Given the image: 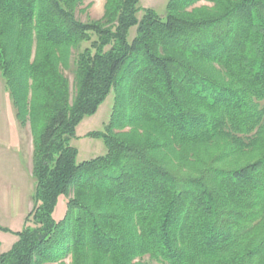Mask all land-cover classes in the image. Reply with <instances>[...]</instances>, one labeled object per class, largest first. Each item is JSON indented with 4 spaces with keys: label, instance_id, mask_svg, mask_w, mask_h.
Returning <instances> with one entry per match:
<instances>
[{
    "label": "trees",
    "instance_id": "1",
    "mask_svg": "<svg viewBox=\"0 0 264 264\" xmlns=\"http://www.w3.org/2000/svg\"><path fill=\"white\" fill-rule=\"evenodd\" d=\"M85 1L0 0V74L35 182L0 264H264V0H169L164 19L105 0L82 23ZM112 90L87 134L106 153L77 163L76 129Z\"/></svg>",
    "mask_w": 264,
    "mask_h": 264
},
{
    "label": "rangeland",
    "instance_id": "2",
    "mask_svg": "<svg viewBox=\"0 0 264 264\" xmlns=\"http://www.w3.org/2000/svg\"><path fill=\"white\" fill-rule=\"evenodd\" d=\"M169 0H141L139 8L152 9L162 19L167 15ZM105 0H86L76 9L75 18L82 23L99 21L104 13ZM207 2H198L187 10L209 8ZM141 14L138 15L140 18ZM129 40L134 36V29L130 31ZM83 43L80 51L89 47ZM80 51H74L72 62ZM73 69V67H72ZM69 81L70 103L75 88L73 72L63 71ZM115 91L112 90L104 103L93 116L85 117L76 129V138L71 145L77 149V163L90 160L106 153L103 142L99 139L87 137V134L104 131L113 114L115 105ZM32 136L28 125L22 126L15 117V109L9 97L8 89L0 74V227L10 232L0 231V252H7L17 241L15 233L24 226V219L32 209V196L35 182L31 176L32 168ZM66 197H61L54 212V219L60 220L66 211ZM144 261L149 264H158L148 257Z\"/></svg>",
    "mask_w": 264,
    "mask_h": 264
}]
</instances>
